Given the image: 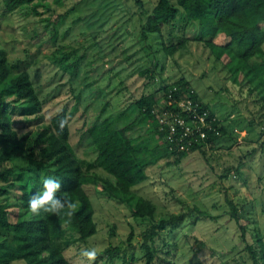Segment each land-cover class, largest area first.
Listing matches in <instances>:
<instances>
[{
  "label": "trees",
  "instance_id": "obj_1",
  "mask_svg": "<svg viewBox=\"0 0 264 264\" xmlns=\"http://www.w3.org/2000/svg\"><path fill=\"white\" fill-rule=\"evenodd\" d=\"M134 3L137 4L136 9L118 3L120 11L116 2L111 4L106 1L105 6L109 9L113 6L112 9L117 14L110 17L113 20L120 17L123 23L128 19L123 18L126 16L125 11H129L131 31L134 37L137 35L139 38L145 57L157 59L158 55L170 58L194 41L201 42L213 54L214 64L220 63L234 74L251 76L256 87L264 91V0H156L150 8L141 0H134ZM0 4L3 14L25 9L38 18L41 16L36 9L38 0H0ZM62 19L61 15L58 16V21L40 17L41 21L46 22L44 30L50 33L53 41ZM193 24L197 33L190 38L185 31L188 28L195 30L191 26ZM100 32L98 27L92 40L94 37L97 39ZM124 32L121 36L124 52L135 50L136 48L128 47L132 38L127 36L130 32ZM172 36L174 38L171 40ZM98 42L92 41L91 45L98 46L103 52L106 47ZM116 46L113 44L112 50ZM64 47L66 46L58 47L61 55H53V62L62 73H72L80 68L79 56L71 58L72 51H67ZM131 58L129 52L126 61ZM256 59L261 62H255ZM153 63L140 72L152 79L150 84L154 85V90L136 99L135 108L139 115L136 120L126 121L124 112L107 114L103 118L99 115L80 132L78 142L83 144L81 146L92 148L94 154L91 161H85L77 157V152L70 143L67 110L62 108L43 122L44 101L31 73L11 62L5 53H0V264H70L65 251L75 245L85 244L97 232L95 208L84 188L90 181L101 182L110 201L127 205L133 222L151 224L141 234L144 264H157L159 260H164V264H176V260L172 259L174 245L167 240L164 242L161 250L170 254L167 259L160 252L156 241L164 239L165 231L171 233L183 223L193 224L200 218H216L193 206L155 220L156 205L133 191L135 186L148 180L147 169L158 164L164 156H174L175 164L191 152L204 153L206 149L215 150L236 140L234 133L228 132L220 118L196 96L188 80L173 73L163 74L164 67L161 66L158 71L157 61ZM125 70L129 72L127 68ZM121 82L123 81L120 80L118 85ZM100 90L106 91L105 88ZM182 100L198 104L197 111H207L209 118L214 117L215 120L212 121L211 128L206 130L204 139L200 138L198 132H194L189 137L191 143L185 149H179L176 144L173 149H169L166 140L170 133L169 127L158 121L156 112L171 111L187 118L189 112L179 106ZM73 109H76V105ZM15 117H23V124L34 118L33 130L20 136L14 126L19 122ZM137 130H144V133L149 134L143 136ZM181 131L176 128L174 133L177 134L174 136L178 138ZM153 138L163 145L162 150L151 141ZM189 138L185 137L184 142L187 143ZM26 142L29 143L28 146ZM260 144V153L264 155V139ZM256 153V148L245 151L238 158L237 166L227 165L220 178H227L233 172L241 175V166ZM166 165H170V162L167 161ZM97 169L109 178L98 176L95 173ZM45 178L60 181L61 187L56 196L65 203V211H31L29 201L34 195L42 194ZM258 182L262 183L257 186L260 192L253 195L250 202L254 204L262 196L261 208L264 214V177H259ZM224 200L231 220L238 227L239 238L245 243L243 250L247 252L249 261L251 264H264V243L259 227L255 231L249 230L240 224L238 217V211L249 200L245 197L232 198L227 193ZM68 204L72 205L70 209ZM10 209L14 210L13 218H10ZM69 211L71 215L67 214ZM254 212L257 213L256 208ZM128 225L130 228L126 242L130 244L134 227L131 222ZM194 242L197 251L209 248L205 241L197 237ZM119 250V247H108L105 252L114 259ZM121 258L124 261V257Z\"/></svg>",
  "mask_w": 264,
  "mask_h": 264
},
{
  "label": "rangeland",
  "instance_id": "obj_2",
  "mask_svg": "<svg viewBox=\"0 0 264 264\" xmlns=\"http://www.w3.org/2000/svg\"><path fill=\"white\" fill-rule=\"evenodd\" d=\"M38 1L36 9L41 19L49 17L52 21H58L59 15L63 17L55 41L44 30L46 22L41 21L40 17L25 9L3 14L0 4V53H5L11 62L31 73L44 101L43 122L65 108L71 133L70 143L79 159L91 161L94 158L92 148L80 145V132L99 115L103 118L107 114L124 112L126 121L136 120L139 117L135 108L136 99L154 90V85L150 84L152 79L140 74L147 65L157 61L158 71L161 66L164 67L163 74L183 76L189 81L196 96L220 118L228 132L234 133L236 140L215 150L206 149L204 153L191 152L175 164L174 156H164L158 164L147 169L148 180L135 186L133 191L156 205L155 220L193 206L216 217L200 218L193 224L183 223L171 233L165 231L164 239L157 240L156 244L167 259L170 254L161 250L166 240L174 245L172 259L176 260V264H251L247 252L243 250L245 243L239 238L238 227L229 216L230 211L224 198L227 193L232 198L245 197L249 200L238 211L240 224L252 231L259 227L264 243L263 197L260 196L254 204L250 202L253 195L260 192L257 186L262 181L259 183L258 178L264 177V155L260 153V143L264 139V91L256 87L251 76L234 74L228 67L214 64L213 54L201 42L194 41L170 58L158 55L157 59L145 57L139 38L137 35L135 38L131 31L129 11H125L126 16L123 18L128 19L123 23L120 17L115 20L110 17L117 14L113 6L111 9L105 6L106 1H110L111 4L117 3L118 11L121 10L118 3L136 9L134 0ZM141 1L150 8L156 0ZM191 26L195 30L188 28L185 31L190 38L197 33L195 24ZM98 27L101 32L97 39L94 37L92 40ZM125 30L130 32L127 35L129 39L132 37L128 47L136 48L133 51L129 49L132 56L129 61H126L129 52H124V42L121 41ZM92 41H99L98 44L106 48L102 52L98 46L91 45ZM113 44L117 45L115 50L111 48ZM62 45L66 46L65 50L72 51L71 58L79 56L80 68L72 73H62L53 62V55H61L58 47ZM255 62L261 60L256 59ZM120 80L123 82L118 85ZM102 88L106 91H101ZM74 105L76 109H73ZM14 119L19 121L14 126L20 136L33 130L34 118H30L31 121L26 124H23V117ZM137 132L143 136L149 134L144 133V130ZM151 141L162 150L163 145L158 144L156 138ZM28 144L26 142V146ZM251 148H256L257 153L241 166V175L233 172L221 179L224 168L231 164L236 167L238 158ZM167 161L170 165H166ZM95 173L105 179L109 178L101 170L97 169ZM84 188L95 208L97 232L85 244L75 245L65 251L70 264H144L141 234L151 224L133 222L128 206L110 201L101 182L90 181ZM255 208L257 213L254 212ZM10 211V218H13L14 210ZM128 222L134 227L130 244L126 242L130 228ZM195 237L205 241L209 248L197 251ZM108 247H119L114 259L105 252ZM92 249L97 254L90 259L85 252ZM121 257H124V261ZM157 264H164V260H159Z\"/></svg>",
  "mask_w": 264,
  "mask_h": 264
},
{
  "label": "built area",
  "instance_id": "obj_3",
  "mask_svg": "<svg viewBox=\"0 0 264 264\" xmlns=\"http://www.w3.org/2000/svg\"><path fill=\"white\" fill-rule=\"evenodd\" d=\"M198 104H192L191 102L187 101L184 102L183 100L179 102L180 108L182 110H187L189 115L187 118L180 115L179 113L174 112H167L159 110L156 112V116L160 123L166 124L169 127L170 133L166 136V140L168 143L169 149H173L174 144L178 145L179 149H185L188 146V143H191L189 137L194 134V132H198L200 138L204 139L206 136V130L211 128L212 121L215 120L213 118H209L210 115L207 111L199 112L197 111ZM176 128H180L182 131L178 134V138L174 135ZM218 133V132H216ZM185 137H188L189 140L187 143L184 142ZM184 142V143H183Z\"/></svg>",
  "mask_w": 264,
  "mask_h": 264
},
{
  "label": "clouds",
  "instance_id": "obj_4",
  "mask_svg": "<svg viewBox=\"0 0 264 264\" xmlns=\"http://www.w3.org/2000/svg\"><path fill=\"white\" fill-rule=\"evenodd\" d=\"M61 183L57 179L45 178L43 181V192L39 195H34L29 201V207L33 213H38L40 211L51 212V213H60L65 211V203L62 202L61 198L56 196V193L59 191ZM63 193H61V197ZM67 207L70 209L71 204H68ZM71 215L69 211L67 213ZM96 250L92 249L85 252V255L90 259L95 258Z\"/></svg>",
  "mask_w": 264,
  "mask_h": 264
}]
</instances>
